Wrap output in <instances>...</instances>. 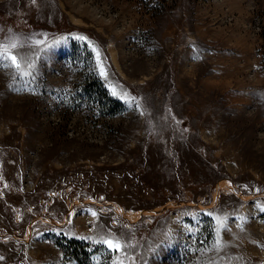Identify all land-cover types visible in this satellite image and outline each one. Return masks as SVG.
<instances>
[{
    "label": "rangeland",
    "instance_id": "rangeland-1",
    "mask_svg": "<svg viewBox=\"0 0 264 264\" xmlns=\"http://www.w3.org/2000/svg\"><path fill=\"white\" fill-rule=\"evenodd\" d=\"M163 1L0 0V264H264V0Z\"/></svg>",
    "mask_w": 264,
    "mask_h": 264
},
{
    "label": "snow or ice",
    "instance_id": "snow-or-ice-1",
    "mask_svg": "<svg viewBox=\"0 0 264 264\" xmlns=\"http://www.w3.org/2000/svg\"><path fill=\"white\" fill-rule=\"evenodd\" d=\"M80 39H85L80 37ZM21 45L17 44L16 42H12L9 45H0V68H12L18 74H29L24 72V66L28 62L20 56L19 52H13V49H18ZM99 55V53H97ZM30 67L31 65L28 64ZM104 74L103 72L101 73ZM115 94V91L113 92ZM95 216L96 214L93 213ZM102 243L107 244L110 249L113 251H122L123 245L118 240L106 239L102 240Z\"/></svg>",
    "mask_w": 264,
    "mask_h": 264
},
{
    "label": "trees",
    "instance_id": "trees-1",
    "mask_svg": "<svg viewBox=\"0 0 264 264\" xmlns=\"http://www.w3.org/2000/svg\"><path fill=\"white\" fill-rule=\"evenodd\" d=\"M140 1H147V3L149 4H163L165 1L163 0H140ZM101 87V90L99 91L96 87L95 83H91V81L86 82V88L85 90L90 94L93 95L94 93H96V95L99 97V94H102L101 99L104 102V108L107 112H110V114H115L117 113L120 108H121V104L119 101L115 100L110 94L109 92L106 90V88L104 87V85L102 84H98ZM100 92V93H99ZM67 245H69L70 247H73L74 250L76 251L78 249V246L81 245V243L77 240H70L69 243H67ZM83 246V244H82ZM67 249V247H65ZM68 250V249H67Z\"/></svg>",
    "mask_w": 264,
    "mask_h": 264
},
{
    "label": "crops",
    "instance_id": "crops-1",
    "mask_svg": "<svg viewBox=\"0 0 264 264\" xmlns=\"http://www.w3.org/2000/svg\"><path fill=\"white\" fill-rule=\"evenodd\" d=\"M92 229H89L87 233V235H84L82 237V239H79V240H84L86 242H91V243H98L100 241V238L97 237L95 231L94 233H91L93 231H91ZM99 230V229H96V231Z\"/></svg>",
    "mask_w": 264,
    "mask_h": 264
}]
</instances>
